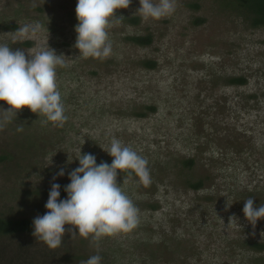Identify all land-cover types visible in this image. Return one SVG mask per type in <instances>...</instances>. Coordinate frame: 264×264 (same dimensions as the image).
<instances>
[{"label": "rangeland", "instance_id": "1", "mask_svg": "<svg viewBox=\"0 0 264 264\" xmlns=\"http://www.w3.org/2000/svg\"><path fill=\"white\" fill-rule=\"evenodd\" d=\"M76 5L0 0V44L27 56L48 43L69 65L57 68L63 126L24 108L0 127V216H43L46 192L70 183L79 150L110 165L102 148L113 137L148 160L152 182L117 176L139 209L131 232L101 238L98 249L67 231L56 249L33 234L0 236V264H80L96 254L101 264H264V248L255 247L264 246V219L253 228L243 214L247 198L264 203V26L254 27L236 0H175L159 20L136 14L132 0L108 29L110 56L83 58L74 47ZM36 23L34 34L16 32ZM137 36L152 42L127 40ZM237 77L246 83L228 84Z\"/></svg>", "mask_w": 264, "mask_h": 264}, {"label": "clouds", "instance_id": "2", "mask_svg": "<svg viewBox=\"0 0 264 264\" xmlns=\"http://www.w3.org/2000/svg\"><path fill=\"white\" fill-rule=\"evenodd\" d=\"M131 2L132 0H77L75 12L78 24L75 26L77 36L74 47L79 50L78 57L110 56L112 42L108 29L113 23H121L124 18L118 17L116 10L129 8ZM43 3L44 0H41V5ZM139 3L136 14L143 19L154 20L171 15L176 6L175 0H159L158 3H154V0H139ZM41 28L36 23L21 26L16 32L21 35L34 34ZM27 52L26 56L24 50L13 51L7 44H0V101L9 106L7 109H0L5 114L0 120V127L11 122L24 108L38 116H44V123L52 122L63 126L68 117L58 90L57 68L69 66L65 56L57 55L48 43L38 51ZM22 130V127L18 128V131ZM102 149L113 157L110 165L107 162L97 165L94 155L81 154V149L79 150L76 158L79 166L68 173L70 183L64 188L67 199L59 200L61 186L58 183L51 184L45 204L48 211L43 216H36L32 222L33 236L48 248L60 247L67 231L72 239L77 235L91 237L98 249L101 238L129 233L138 226L139 209L117 183V176L122 171L131 170L139 177L140 182L149 185L152 181L148 160L115 137L109 148ZM64 174V168L61 167L53 176V181ZM227 207L228 205L226 210ZM243 214L255 228L257 221L264 219V203L256 207L254 198H247ZM234 219L237 220L235 216L229 217L228 224ZM65 225L71 227L66 229ZM101 261L102 257L96 254L80 261V264H101Z\"/></svg>", "mask_w": 264, "mask_h": 264}, {"label": "trees", "instance_id": "3", "mask_svg": "<svg viewBox=\"0 0 264 264\" xmlns=\"http://www.w3.org/2000/svg\"><path fill=\"white\" fill-rule=\"evenodd\" d=\"M238 5L243 8L247 15L251 18L252 25L254 27H262L264 26V0H236ZM134 22V20H132ZM129 42L133 43L134 45L138 46H147L150 45L152 42L151 37H129L127 39ZM146 67L154 68L155 64L153 62H147ZM246 83V80L241 77L231 78L228 81L229 85H237L242 86ZM152 110V109H151ZM5 158L0 157V161H3ZM190 165L191 162H188ZM131 170H125L120 173L119 175L125 178H139L134 172ZM66 185L61 186L60 188V197L59 199L67 198V193L64 191ZM201 184H193L192 188L199 189ZM50 190L46 193L49 196ZM33 221L31 219H10L4 218L0 216V236H13V235H24V234H32L34 231L33 228ZM257 249L262 250L264 248L263 245L255 246Z\"/></svg>", "mask_w": 264, "mask_h": 264}]
</instances>
